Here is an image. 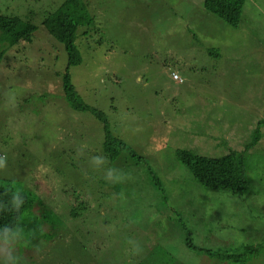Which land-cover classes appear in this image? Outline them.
Returning a JSON list of instances; mask_svg holds the SVG:
<instances>
[{
    "label": "rangeland",
    "instance_id": "rangeland-1",
    "mask_svg": "<svg viewBox=\"0 0 264 264\" xmlns=\"http://www.w3.org/2000/svg\"><path fill=\"white\" fill-rule=\"evenodd\" d=\"M62 1L0 0L1 12H33L39 25L32 42L0 59V178L53 217L48 238L17 246L22 264H264V0H247L239 28L221 17L225 0H87L95 19L79 30L73 82L134 151L116 159L104 151L103 123L66 100L68 56L42 24ZM10 90L15 110L5 103ZM259 121L241 196L199 184L177 156L243 150ZM95 155L119 170V182L89 166ZM184 226L205 248L257 249L243 263L213 258L185 245Z\"/></svg>",
    "mask_w": 264,
    "mask_h": 264
},
{
    "label": "trees",
    "instance_id": "trees-1",
    "mask_svg": "<svg viewBox=\"0 0 264 264\" xmlns=\"http://www.w3.org/2000/svg\"><path fill=\"white\" fill-rule=\"evenodd\" d=\"M246 2L247 0H225L220 13L221 17L233 27H241ZM33 17V12H30L29 16H22L13 12L0 11V43L7 44V47L0 52V59L8 47L14 46L21 41H33L34 34L39 28V25L33 21ZM94 19L87 0H63L60 5L44 16L42 24L56 41L63 45L68 56V64L65 73L62 74L66 100L76 110L91 111L103 123L105 135L104 151L112 159H116L122 151L131 150L130 147L112 132L107 115L84 101L73 82L71 71L72 68L83 62V54L78 44L79 30L83 27L91 26L94 23ZM217 54L218 52L216 51ZM261 124L262 121H259L252 135V141L245 145L243 150H231L221 156H207L190 149H178L177 156L180 162L191 171L195 181L199 184L213 190L241 196L249 187L246 155L262 138ZM131 153L134 155V151L131 150ZM149 171L153 182L156 186H159L164 199H166L167 195L165 194L161 178L152 169L149 168ZM5 192L8 194L12 192L23 193L26 202L24 215L21 219L27 233L26 241L28 245L26 246L34 248L40 239L48 238L49 235L46 233L45 224H48L49 220L52 221L53 217L44 211L42 205L36 204L35 196L22 190L13 179L0 178V198H3ZM36 206L39 207L40 213L36 211ZM85 206V203L80 202L76 207L72 208L71 214L78 216L79 209L81 207L85 208ZM13 220L14 217L8 213L0 214V226L12 223ZM184 228L187 231L184 242L188 248L204 252L210 257L223 261L232 263L247 262L257 249L248 244L241 247L243 248L241 252L205 248L194 242L191 229L185 226Z\"/></svg>",
    "mask_w": 264,
    "mask_h": 264
},
{
    "label": "clouds",
    "instance_id": "clouds-1",
    "mask_svg": "<svg viewBox=\"0 0 264 264\" xmlns=\"http://www.w3.org/2000/svg\"><path fill=\"white\" fill-rule=\"evenodd\" d=\"M19 102L18 95L10 90L5 97L6 105L15 110ZM90 167L105 169L103 179L108 182H119L122 178L118 169L113 167L105 168L107 160L105 157L95 155L88 161ZM7 166V159L0 156V168ZM25 197L21 192H5L0 198V214L8 213L14 217L12 223L0 226V264H22V258L17 255V246L27 238L22 217L24 215Z\"/></svg>",
    "mask_w": 264,
    "mask_h": 264
},
{
    "label": "built area",
    "instance_id": "built-area-1",
    "mask_svg": "<svg viewBox=\"0 0 264 264\" xmlns=\"http://www.w3.org/2000/svg\"><path fill=\"white\" fill-rule=\"evenodd\" d=\"M175 78H178V75L177 74H175Z\"/></svg>",
    "mask_w": 264,
    "mask_h": 264
}]
</instances>
